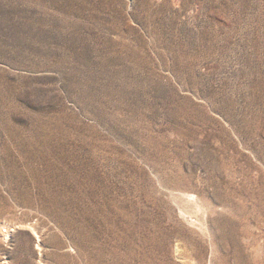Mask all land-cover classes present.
I'll list each match as a JSON object with an SVG mask.
<instances>
[{
    "label": "rangeland",
    "instance_id": "374dc122",
    "mask_svg": "<svg viewBox=\"0 0 264 264\" xmlns=\"http://www.w3.org/2000/svg\"><path fill=\"white\" fill-rule=\"evenodd\" d=\"M0 264H264V0H0Z\"/></svg>",
    "mask_w": 264,
    "mask_h": 264
}]
</instances>
